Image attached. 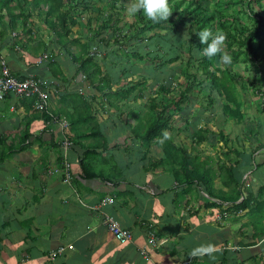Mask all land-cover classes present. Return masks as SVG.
Instances as JSON below:
<instances>
[{"label":"crops","instance_id":"1","mask_svg":"<svg viewBox=\"0 0 264 264\" xmlns=\"http://www.w3.org/2000/svg\"><path fill=\"white\" fill-rule=\"evenodd\" d=\"M3 30L0 73L6 66L12 76L32 74L43 85L50 81L44 86L51 92L48 112L58 119L80 116L74 108L83 105L61 98L62 91L78 92L87 101L95 96L90 107L101 114L104 131H84L78 139L26 103L9 97L0 101V264H182L189 258L190 264H264V211L238 212L235 205L219 200L228 190L221 189L217 163L215 168L208 164L216 176L211 191L203 184L180 186L164 162L162 148H142L134 138L131 122L136 117L128 115L134 112L132 103L126 107L115 102L127 109L119 115L86 89L82 77L74 79V64L60 57L63 76L58 77L47 60L37 64L38 55L29 52L34 58L28 61L24 50L22 55L8 43L12 33L19 34L18 28L12 33ZM40 36L50 41L48 34ZM32 39L38 46L40 39ZM64 137L73 143L63 153ZM197 149L188 153L201 162L209 158H200ZM84 156L86 171L80 164ZM64 160L70 166V182L62 173ZM248 164L245 160L235 177L249 179L255 193L264 187V167L252 175ZM106 199L113 202L101 205ZM259 201L264 202V195ZM107 218L129 231L131 241H115ZM148 232L154 233L156 246L148 249L145 260L139 249L145 247ZM58 248H64L63 254L51 259L49 254ZM196 248L206 252L194 257Z\"/></svg>","mask_w":264,"mask_h":264},{"label":"trees","instance_id":"2","mask_svg":"<svg viewBox=\"0 0 264 264\" xmlns=\"http://www.w3.org/2000/svg\"><path fill=\"white\" fill-rule=\"evenodd\" d=\"M94 1L96 7H93ZM102 1L0 0V36H4L3 28L11 33L18 28L23 34H27V40L21 41L20 35H17L15 31L11 37H8V43L15 50L19 49L22 55H24V50L28 61L34 58L29 52L38 55L36 56L39 58L36 61L37 64L47 60L48 68L54 70L53 74L59 75L58 77L63 76L58 68V59L65 58L70 64L76 66L74 79L82 77V84L86 86V89L98 93L101 100L105 99L114 111L121 115L123 108H119L115 102L122 101L128 107L131 103L135 105L140 100L145 101L146 82L141 79L142 83L136 86L134 81L128 83L129 72L121 71L120 66L117 67L113 63L111 68L104 71L105 68L102 69L99 66L100 62H107L109 57L119 54L126 63L130 64L134 61L150 64L156 70L161 69L172 62H179L180 59L176 58L169 60L166 64H160L159 54H155L151 61H148L135 51V47H131V43H143L146 41L144 35L147 33H152L151 42L164 32L178 34L180 46L187 51V57L180 69L185 86L178 96L171 97L169 96L171 88L160 83L157 90L153 92L154 96L147 98L143 104L142 108L146 112L142 113L141 117L133 118L135 124L131 127V132L142 148L152 146L162 148L165 156L164 162L172 167L175 180L180 186L190 188L196 184H203L210 187L209 191H211V185L216 176L212 173L211 167H208L210 158L203 162L198 161V157L188 153L185 148L173 145L171 122L173 117L186 110L190 103L189 93L195 87L201 95L207 97L208 105H214L213 97L216 94L222 107L223 123H232L239 129L235 133V140L231 141L224 136L223 130H220L216 136L208 128L195 132L192 136L193 140L197 144L204 143L207 135H213V138L216 136L222 144L220 154L223 159L216 161L220 175L217 177L221 178V189L228 191L222 194L219 200L235 205L238 212H263L264 202L259 200L263 198L264 187H260L257 192L253 193L249 188V179L239 178L238 180L235 176L245 160L249 162L246 168L252 172V175L264 167V128L260 122H257L258 119L253 117L254 120L250 121L251 129L249 138H247L248 146L251 148L249 155L240 144L243 142L239 140L240 135L242 136L247 131L244 128L242 97L246 101L248 97H254L255 101H258L257 114H264V0L223 1L216 4L217 9L214 11L204 6L206 1L211 2L212 0H168L172 10L168 21L153 22L142 13H138L134 16L135 22L130 26L119 15L122 5L116 8L119 0ZM230 12L234 15H230ZM5 18L8 20L6 26L4 25ZM34 18L40 20L37 24H43L46 27L50 41H44L40 33H34L35 28L38 31ZM125 27L133 34L125 33ZM185 28H187L185 33L187 37L180 34ZM205 28L219 29L226 34L224 51L229 52L232 57L231 67L224 66V69H221L219 65L217 66L219 56L209 59L203 55L202 48L205 45L200 44L197 33ZM75 29H77L76 32ZM33 37L40 39L38 46L31 44L34 42ZM73 48L78 49L79 53L74 55L71 50ZM112 49L115 51L107 52L109 57L103 56L105 50ZM166 51L168 55V50ZM166 54L161 56L160 61L168 58ZM3 67L11 77L19 81L28 77L12 76L6 66ZM240 69L247 76H243ZM114 72L117 76L112 78ZM199 75L201 79H198ZM30 76L32 80L42 84L41 79L32 74ZM122 77L125 78L122 79ZM61 81L64 82V80ZM135 82L137 83L136 80ZM44 84L49 87L50 81ZM45 85L42 84L43 87ZM204 86L208 87L206 92L202 88ZM60 95L63 99L73 101L72 104H83L85 108L90 107V101L96 99L95 96H88L90 100L87 101V97L75 91L68 92V90L62 91ZM19 101L26 103L28 107H33L35 98ZM77 109V107L74 108V111ZM41 114L45 119L51 121L55 119L49 112ZM130 114L133 112L129 111L128 115ZM67 118L70 125L69 134H78V139L80 138L79 133L84 131L100 133L98 126L83 131L80 129L81 125H89L92 122L96 124V120L91 116L75 117L74 114H70ZM165 133H167V139H165ZM23 140H27V136ZM253 147L256 149L252 150ZM86 158L87 156H84L80 161L81 169L84 171L87 166ZM237 201L239 203H236Z\"/></svg>","mask_w":264,"mask_h":264},{"label":"rangeland","instance_id":"3","mask_svg":"<svg viewBox=\"0 0 264 264\" xmlns=\"http://www.w3.org/2000/svg\"><path fill=\"white\" fill-rule=\"evenodd\" d=\"M104 1H107V0H103L102 2ZM223 1L228 2L229 0H212L211 2L206 1L204 6L208 7L211 11H214L217 9L216 4L219 2L221 3ZM129 3H130V0H119L116 3L117 9L120 8L122 5V9L120 10L119 15L122 17L123 21L128 26L133 24L136 20L134 19L133 16H129L127 14L126 10H127ZM93 5H94L93 7H96L95 1L93 2ZM45 11L46 10H44V12ZM94 11H96V9H94ZM229 14L234 15L233 12H230ZM34 20L36 21L35 22L36 24L40 21L39 19H36V18H34ZM37 28H38V31L35 28L34 33L38 32L42 36L47 37L48 32L46 31V27L43 24L42 25L37 24ZM76 30L77 29H75V32ZM124 31L125 33L129 32L128 34L130 35L133 34V32L128 31L127 27H125ZM186 31H187V28L183 29L182 33L180 34L185 35L187 37V35L185 34ZM4 35H6V33H4ZM19 35L21 37V41L27 40V37H26L27 34L26 35L23 34L21 30L19 32ZM151 36H152V33L145 34L144 38L146 39V41H144L143 43H138V42L134 44L131 43L132 45L131 47H135V51L141 54L148 61H151V59L154 57L153 55L159 54L158 62H160V64H166L169 60H173L176 58L180 59L179 62H176V61L172 62L168 64L166 67L156 70L150 64L148 65V64H142V63H136L134 61L130 64L126 63L125 60L120 58L119 54H117L114 57H109V55H107V52L109 51L108 53H111L115 51L116 49L115 48L112 50H105V52L102 51L104 52V55L103 54L102 55L104 57H109V58L107 59V62L101 61L99 66H101L102 69L105 68L104 71H106L108 68H111L112 63L117 67L120 66L121 71L129 72V74L127 75V80H128L127 82L129 83L131 81H134L135 86L138 85L139 83H142L141 79L144 80L146 82V88H147V90L145 91V95H146L145 101L147 98L154 96L153 92L157 90V87L160 85V83H164L166 86H169L171 88L170 89L171 94L169 96L176 97L179 95V93L183 90L185 86L184 79L180 74V69H181V64H184L185 58L187 57V51L180 46V43H179L180 38L178 34L175 35L172 33L168 34L167 32H164L161 34V36L155 37V40L152 42L150 41ZM71 50L74 55L79 53L78 49L73 48ZM166 50H168V55L166 54L167 53ZM164 54H166L168 58L160 61L161 56H163ZM218 65L221 69H224V66L220 64V61L217 62V66ZM74 71H75L74 69L71 70V73H73ZM194 73L195 72H193V74ZM240 73L243 76L246 75L245 73L243 74L241 69H240ZM116 76L117 74L114 72L112 78ZM123 78L125 77H122V79ZM198 79H201L200 75L198 76ZM135 80L137 81V83L135 82ZM202 88L206 92L208 87L204 86ZM94 94H98V93L94 92ZM133 94H135V92ZM214 95H215L213 97L214 105H208L209 102L207 100V97L201 95L198 92L196 87L189 93L190 103L188 107L186 108V110L182 111L181 114H178L177 116L172 118L171 128L173 131L171 132V138H172L171 141L173 145H179L180 147L185 148L187 151L190 150L191 148L194 149L195 151L198 148L197 150L201 151V153L200 152L198 153L201 156L200 158L204 160L205 157H209L211 161L209 165L215 168L217 166L216 161L217 160L220 161L221 159H223L222 155L220 154L222 144L220 143V141L217 139L216 136H218V133L220 132V130H223L224 136H226L231 141H234L235 133H237L239 129L236 128L235 125L232 123H227V122L225 124L223 123L224 118L222 115V107L219 104V99L217 95L216 94ZM242 100L244 102V107L242 108L243 110L242 112L244 114V120H245L244 128H246L247 131L242 136L240 135L239 140L240 142H243L240 144L243 145L242 148L244 147L246 153L249 155L251 152V148L248 146L249 140L247 138H249V133H250L249 130L251 129L250 121L254 120L253 117H255L256 120L258 119L257 122H260L261 123L260 125L263 126L264 128V114H260V115L257 114L256 104L258 101H255L254 97L252 96L250 98L248 97L247 101L244 97H242ZM145 101L140 100L137 103H135V105L132 107V109L134 110L133 112L134 116H138V117L142 116V113H144V110L142 107ZM93 106L96 108L95 105ZM124 109L125 108H123V110ZM126 110L127 109H125V111ZM77 112L80 116L81 115L86 116V117L91 116L92 118H94L96 120V126H98L99 128L98 130L100 131V135H101L102 133L101 131L103 130L102 122L99 117L101 116V114H95L94 110L91 107L85 108L83 105L78 107ZM119 123L123 124V121ZM94 124L95 123L92 122L89 125H86V124L83 126L81 125L80 129L82 131L86 130L87 128L93 127ZM131 124L134 125L135 121L132 120ZM205 128H208L216 136L213 138V135H210V136L207 135V140L204 143L197 144L196 141L193 140L192 136H194L195 132H198L200 129H205ZM240 144H239V149L241 148ZM254 148L256 149V147H253L252 150H254Z\"/></svg>","mask_w":264,"mask_h":264},{"label":"built area","instance_id":"4","mask_svg":"<svg viewBox=\"0 0 264 264\" xmlns=\"http://www.w3.org/2000/svg\"><path fill=\"white\" fill-rule=\"evenodd\" d=\"M8 97L16 100L35 98V102L33 104L34 111L40 113H46L48 111L50 93L42 86L41 82H35L31 79V76L19 81L11 77L8 71L4 69L0 73V101H3ZM55 122L59 124V127L62 131H65L68 128V123L65 120H55ZM71 147V142L64 138L61 142V148L63 151L67 152ZM62 169V173L66 182H70V166L67 160L63 161ZM112 202L113 201L111 199H106L102 201L101 205L111 204ZM106 227L110 235L118 243L126 244L127 242L131 241V233L121 228L118 222L114 219L107 218ZM155 246L156 237L153 232H148L145 247L139 249L140 255L145 260H149L148 249H153ZM68 249H72V246H69ZM63 252L64 248H58L52 251L49 256L51 259H53L59 255H62ZM190 262L191 258L184 261L182 264H190Z\"/></svg>","mask_w":264,"mask_h":264},{"label":"clouds","instance_id":"5","mask_svg":"<svg viewBox=\"0 0 264 264\" xmlns=\"http://www.w3.org/2000/svg\"><path fill=\"white\" fill-rule=\"evenodd\" d=\"M126 11L129 16H133V17L136 16L138 13H142L147 19L157 23L160 21H168L169 16L172 13L168 0H130V3L128 4ZM197 35L199 37L200 44L205 45V47L202 48V53L205 57L211 59L213 57L219 56V61L222 66L231 67L233 65V60L230 53L227 51H223V49L225 48L226 34L223 33L222 30L205 28L201 30L199 33H197ZM49 93L51 98V92ZM48 108H49V104H48ZM55 120H65V119L55 118L53 121L55 122ZM65 121L68 123L67 120ZM56 124L59 126L58 123ZM69 126L70 125L68 123V128ZM68 128L66 130H68ZM164 136L165 139H167V133H165ZM67 140L69 141V139ZM61 142H60V146H61ZM205 252L206 249L196 248L193 249L192 256L195 257Z\"/></svg>","mask_w":264,"mask_h":264}]
</instances>
